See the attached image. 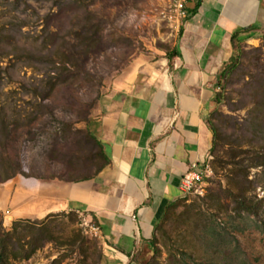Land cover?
<instances>
[{"label":"rangeland","instance_id":"rangeland-1","mask_svg":"<svg viewBox=\"0 0 264 264\" xmlns=\"http://www.w3.org/2000/svg\"><path fill=\"white\" fill-rule=\"evenodd\" d=\"M168 6L0 0V184L18 176L72 181L97 170L103 159L88 134L92 110L135 60L171 52L184 23L166 16ZM216 94L211 172L157 229L158 264L168 262L169 250L177 264H264V39L240 47ZM233 195L259 204L258 215L243 212L249 219L237 225ZM14 216L0 209V233L9 234L6 263L102 264L101 240L86 214ZM218 224L227 227L226 244L210 237L208 227Z\"/></svg>","mask_w":264,"mask_h":264},{"label":"crops","instance_id":"crops-1","mask_svg":"<svg viewBox=\"0 0 264 264\" xmlns=\"http://www.w3.org/2000/svg\"><path fill=\"white\" fill-rule=\"evenodd\" d=\"M171 61L140 58L124 69L92 110L89 132L108 163L79 181L12 178L0 184V209L13 220L76 211L95 222L102 264H141L156 225L180 201L182 175L209 161L211 113L225 64L264 39V0L187 3Z\"/></svg>","mask_w":264,"mask_h":264},{"label":"trees","instance_id":"trees-1","mask_svg":"<svg viewBox=\"0 0 264 264\" xmlns=\"http://www.w3.org/2000/svg\"><path fill=\"white\" fill-rule=\"evenodd\" d=\"M81 1V0H79ZM177 50L174 48L171 50V52H168L167 56L168 58L171 59L174 57V56H177ZM236 62V59H233L230 63L228 64H225L221 73H220V79L226 77L230 71L234 68V64ZM216 100L217 102L220 101V96L219 94H216ZM212 129H213V132H214V138L216 136V131L215 129L213 128L212 126ZM88 134L90 136V138L95 141L96 145L98 146V152H97V155L99 157H101L103 159V162L99 165V167L97 168V170L94 172V173H97L99 170H101V168L103 166H105V164L108 163L109 159H108V155L106 154L103 146L101 143H99L96 138L94 136L91 135V133L88 131ZM215 149V141L213 140V144H212V148H211V152ZM14 175V174H12ZM12 175H10L9 177H11ZM90 176V175H89ZM89 176H86V177H82V178H79V179H76V180H72V181H79V180H83V179H86L88 178ZM8 177V178H9ZM234 196V195H233ZM235 200H236V203H237V208H238V216L237 218H239V221H237V225L238 223H240L241 221H245L246 219H249L248 216L250 214H253L255 216L258 215L257 213V207L259 204H256L255 207H251L250 206V202L247 201L246 197L242 196V197H236L234 196L233 197ZM179 202V201H178ZM177 202V203H178ZM177 203H174L170 206L167 207L165 213H164V216L162 217V219L158 222V224L156 225V231L157 229L160 227V225L162 224V222L166 219V216L167 214L171 211V210H175L176 206H177ZM243 212H246L248 214L247 217H243L241 215V213ZM238 220V219H237ZM19 223V221L15 222L14 225H13V229H15V226L16 224ZM236 225V226H237ZM218 227V228H217ZM209 229L213 228L212 231L215 232V234L212 232L211 233V236L212 237V240L216 241V242H220V243H223V244H226L228 243V238L229 236L227 237V235H229V232H227V227H223V226H213V227H208ZM217 229L219 231H217ZM222 230V231H220ZM208 231V230H207ZM8 240H9V234L8 233H0V264H8L6 263L5 261V258L7 256L6 254V250L8 248ZM149 254L148 256L150 255V258H146L144 261H141L142 263L141 264H158L157 261H156V253L158 252V249L156 247V234L153 236V238L151 239V244L149 246ZM213 248H217L216 246H214ZM31 252H28L24 255L25 258H28L30 256ZM178 260L176 259V255L174 253L171 252V250H169V253H168V262L166 264H177Z\"/></svg>","mask_w":264,"mask_h":264},{"label":"built area","instance_id":"built-area-1","mask_svg":"<svg viewBox=\"0 0 264 264\" xmlns=\"http://www.w3.org/2000/svg\"><path fill=\"white\" fill-rule=\"evenodd\" d=\"M189 1L198 2L200 0H169V6L166 16L176 23L183 24L188 18L187 3ZM211 168L209 161L193 162L189 165L188 170L182 175L180 189L184 196L199 193L202 190L204 179L210 174ZM97 230V227L94 228Z\"/></svg>","mask_w":264,"mask_h":264}]
</instances>
